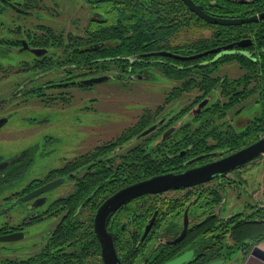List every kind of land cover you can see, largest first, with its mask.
<instances>
[{"label": "flooded vegetation", "instance_id": "af4514ba", "mask_svg": "<svg viewBox=\"0 0 264 264\" xmlns=\"http://www.w3.org/2000/svg\"><path fill=\"white\" fill-rule=\"evenodd\" d=\"M122 1L124 0H120ZM153 1L157 0H144L143 3L140 0L137 9H150ZM181 1L185 7L182 9L185 12L183 16L185 22L193 17L192 14L196 16L194 18L215 26L251 25L264 21L263 18L258 22L244 24L211 23L192 11L183 0ZM192 1L202 6L205 14L217 19H247L259 17L264 13L262 10L240 16L217 14L210 10V6H218L216 1L213 0L210 3ZM231 1L241 4L250 2V0ZM111 2L112 0H0V264H45L47 241L68 217V212H63L62 207L57 203L76 193L81 178L93 166L95 149L116 140L147 113H153L155 121L141 135L155 126L151 132L142 136L156 131L159 133L157 140H164L170 137L179 126L190 122L193 116L200 114L208 104L224 102L220 86L208 96H204V92L193 89L183 92L179 98L170 99L175 90L181 89L182 83L164 75L156 66V63L161 60L154 58L166 57L187 62L214 54L215 58L212 62H215L228 54L241 53L253 57L256 54L255 51L246 50L253 44L252 38H246L194 55L161 50L118 56L116 59H125L131 65L121 69H111V55L95 58L94 53L99 47L109 50L111 46L109 36ZM136 2L138 3V0ZM172 6L168 8L172 10ZM174 19V15L171 14L170 24ZM176 22L179 23V20ZM193 24H189L188 30ZM199 25L204 27L201 23ZM207 29L210 30V28ZM240 42L246 45L238 46ZM231 45L233 47L225 49ZM217 49L220 51L214 52ZM163 53L170 55H163ZM225 65H236L244 73L235 76L228 70L221 72L222 66ZM152 71L176 82L165 93L163 104L145 106L133 122L115 137L94 147L88 143L81 154L66 159L59 166L49 170L45 176H32L26 179L29 170L51 155L53 151L44 152V149L37 145L13 149L15 141L10 122L19 109L39 107L52 111L71 108L77 101L84 99L87 91L94 88L96 84L117 80L123 86H128L131 81L151 80ZM245 73L246 71L239 64L225 63L219 66L216 76L223 83L226 79H239ZM102 77L108 80L88 83ZM254 88L255 85L252 83L250 90L253 92L250 97L237 103L239 105L225 119H222L221 123L224 124L225 130L242 132L257 118L264 115V85H259L256 91ZM217 90L219 94L216 98ZM76 91H82L86 95L79 97ZM183 100L185 105H179ZM202 103L205 105L199 110ZM249 103L260 104V107L255 112V116L243 118L241 113L246 107L245 104ZM174 104H177L175 108L172 107ZM49 122L47 118H30L32 126L44 127ZM169 131L171 132L165 137ZM263 136L264 134L258 139ZM254 142L228 152L217 151L186 159L176 169L159 175L178 173L218 161ZM130 144L120 149L119 153L131 148L136 142ZM185 154L186 151L183 150L181 156ZM210 154L214 157L206 159ZM261 159H264V154L228 173L216 175L209 181L161 193L147 194L119 208L108 223V231L115 235V246L121 263L249 264L252 262V264H264V235L247 236L244 231L236 228L239 221L248 220L258 211H262L264 216V174H262L263 183L259 189L253 190V194L249 195L250 197L259 195L261 200L255 203L246 201L243 210L238 213L229 215L223 213L228 198L238 189V185L249 183L250 179L242 177L243 173L258 163H264ZM90 171H94L93 168ZM60 179L65 180L54 189L38 193L42 188ZM62 187L73 189L66 194L59 193ZM238 196L242 195L238 193ZM144 197L146 199L139 203L141 211L134 215L130 214L124 220L121 227L124 236L118 244L116 234L109 230L111 221L128 204ZM108 198L100 203L93 215V230L100 245V264H104L102 247L95 232L94 222L99 207ZM86 214V207L83 206L73 215V220L84 217ZM51 220H55L54 228L43 240L37 241V235H31L30 230H35ZM152 221L149 233L143 238L148 224ZM76 242L77 239L66 242L60 232L57 246L58 264H84L86 257H91L93 260L94 253H90L91 247L81 246Z\"/></svg>", "mask_w": 264, "mask_h": 264}, {"label": "trees", "instance_id": "16d2710c", "mask_svg": "<svg viewBox=\"0 0 264 264\" xmlns=\"http://www.w3.org/2000/svg\"><path fill=\"white\" fill-rule=\"evenodd\" d=\"M136 1L112 0L111 2L109 13L111 46L109 50L99 47L94 51L95 58L111 55V69H121L131 65L125 59H116L118 56L161 50L194 55L246 38H252L253 41L246 50L255 51L256 54L254 57L241 53L228 54L215 62H212L215 58L214 54L187 62L166 57L154 58L161 60L156 63V66L164 75L182 83L181 89L175 90L170 99L179 98L183 92L193 89L204 92V96H208L220 86L224 102L208 104L200 114L191 117L190 122L179 126L170 137L164 140H157L159 133L156 131L146 136L141 135L155 121V115L147 113L116 140L95 149L94 163L90 168L94 171L88 169L81 178L76 193L57 203L62 207L63 212H68V217L47 241L45 264H58L57 246L60 232L66 242L77 239L76 243L81 246L91 247L90 253L95 251V255H100V245L93 230V215L100 203L119 189L172 171L186 159L217 151L228 152L242 148L264 134V115L257 118L242 132L225 130L224 124L221 123L222 119H225L239 105L237 103L250 97L253 92L250 90L252 83L255 85L254 91L259 85H264V21L251 25L215 26L194 18L196 16L192 14L193 17L185 22L183 21L185 12L182 11L185 7L181 0L153 1L150 9H137L140 0L138 3ZM143 1L141 0V3ZM195 1L210 3L213 0ZM214 1L218 6H210V10L217 14L240 16L264 10V0H250L246 4L231 0ZM171 5H173L172 10L168 8ZM171 14L175 18L172 24H170ZM177 20L179 23L176 22ZM193 22L198 23L193 24ZM191 23L193 24L191 27H197L201 23L204 28H210L211 35L184 38L182 33H191L187 28ZM225 63H237L246 73L239 79H226L221 83L216 72L219 66ZM132 142L136 144L119 153L120 149ZM183 150L186 151L185 156H181ZM211 157L214 156L207 155L206 159ZM144 199L146 198H140L128 204L111 221L109 230L116 234L118 244L123 240L121 238L124 233L121 227L124 220L130 214L134 215L141 211L139 203ZM85 202L86 204L83 205ZM83 206L86 207V216L73 220V215ZM236 228L244 231L247 236L264 235L262 211L250 216L248 220L239 221ZM91 241L93 243H90ZM127 243L130 244V242Z\"/></svg>", "mask_w": 264, "mask_h": 264}, {"label": "rangeland", "instance_id": "374dc122", "mask_svg": "<svg viewBox=\"0 0 264 264\" xmlns=\"http://www.w3.org/2000/svg\"><path fill=\"white\" fill-rule=\"evenodd\" d=\"M191 33H182L184 38H198L210 36L211 30L203 26L191 27ZM229 71L231 75H242V71L236 65L222 66V71ZM152 78L149 81L135 80L128 86H123L117 80H112L104 84H96L94 88L87 91H76L79 97L84 99L77 101L71 108L48 110L39 107L21 108L13 116L10 125L14 134L15 150L37 145L44 149V152L53 153L42 159L39 164L29 170L26 179L30 177L45 176L49 170L59 166L66 159L73 158L83 152L87 144L94 147L102 142L118 135L125 127L129 126L145 106L164 103V96L175 84L160 73L151 72ZM219 91L215 92L216 98ZM192 95H190L191 97ZM190 98H188L189 100ZM186 100V102H188ZM177 104L172 107L175 108ZM179 105H185L184 100ZM245 109L241 113L243 118L255 116L260 104H245ZM47 118L50 122L44 127L32 126L30 118ZM131 144H127L128 147ZM264 161V159H261ZM264 163H258L243 173L244 178L250 179L247 185H238V189L228 198V203L224 210L225 215L238 213L243 210L244 203L261 200L259 195L250 197L253 190L259 189L263 183ZM73 188L62 187L59 193L66 194ZM240 193L242 196H238ZM141 203V202H140ZM55 220L42 224L37 229H31L30 234L37 235V241L44 239L55 226ZM32 242V241H31ZM93 260L86 257L84 264H98L99 255H95ZM90 260V261H89ZM100 264V262H99Z\"/></svg>", "mask_w": 264, "mask_h": 264}, {"label": "water", "instance_id": "95a60500", "mask_svg": "<svg viewBox=\"0 0 264 264\" xmlns=\"http://www.w3.org/2000/svg\"><path fill=\"white\" fill-rule=\"evenodd\" d=\"M192 11L199 14L205 20L211 23H221V24H244L251 22H258L260 19L264 18V13L259 17L254 16L252 18L247 19H237V20H224L210 17L205 14L202 6L196 5L192 0H183ZM244 2V1H241ZM238 46H245L244 42H240L237 44ZM231 46H227L225 49L231 48ZM220 49L214 50V52H219ZM163 55H170L167 53H163ZM108 78L102 77L89 81L88 83H100L107 81ZM205 104L202 103L199 106V110ZM155 128L152 127L142 135H145L151 132ZM171 131L165 134V137L169 135ZM264 154V136L255 141L254 143L248 145L247 147L235 152L229 156H226L218 161L208 163L203 166H199L196 168H192L186 171L178 172V173H170L152 177L147 180H143L141 182L129 185L111 197H109L98 209L94 228L95 232L99 238L102 247V259L104 264H122L119 258V255L115 246V235L108 231V223L113 216V214L122 206L129 203L130 201L153 193H161L164 191H168L171 189H178L183 187H189L196 184H200L206 181H209L216 177L219 174H225L229 171H232L253 159L259 157ZM65 179L57 180L46 187L42 188L38 193L46 192L51 189H54L59 184H61ZM153 221L150 222L145 230L143 238L147 236L151 229ZM249 264H252L250 262Z\"/></svg>", "mask_w": 264, "mask_h": 264}]
</instances>
